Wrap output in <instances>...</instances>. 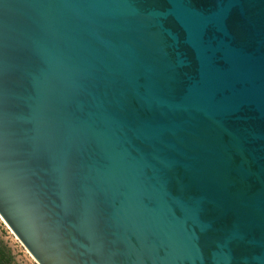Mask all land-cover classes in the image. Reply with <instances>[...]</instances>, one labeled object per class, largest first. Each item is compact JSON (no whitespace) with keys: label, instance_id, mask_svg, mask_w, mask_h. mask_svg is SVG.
Here are the masks:
<instances>
[{"label":"water","instance_id":"1","mask_svg":"<svg viewBox=\"0 0 264 264\" xmlns=\"http://www.w3.org/2000/svg\"><path fill=\"white\" fill-rule=\"evenodd\" d=\"M0 216L39 264H264V0H0Z\"/></svg>","mask_w":264,"mask_h":264},{"label":"rangeland","instance_id":"2","mask_svg":"<svg viewBox=\"0 0 264 264\" xmlns=\"http://www.w3.org/2000/svg\"><path fill=\"white\" fill-rule=\"evenodd\" d=\"M0 242L5 244L12 252L18 264H39L35 258L28 252L18 237L9 228L3 218L0 216Z\"/></svg>","mask_w":264,"mask_h":264},{"label":"trees","instance_id":"3","mask_svg":"<svg viewBox=\"0 0 264 264\" xmlns=\"http://www.w3.org/2000/svg\"><path fill=\"white\" fill-rule=\"evenodd\" d=\"M0 264H18L11 250L0 242Z\"/></svg>","mask_w":264,"mask_h":264},{"label":"snow or ice","instance_id":"4","mask_svg":"<svg viewBox=\"0 0 264 264\" xmlns=\"http://www.w3.org/2000/svg\"><path fill=\"white\" fill-rule=\"evenodd\" d=\"M206 264H207V261H206Z\"/></svg>","mask_w":264,"mask_h":264}]
</instances>
